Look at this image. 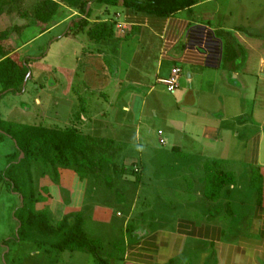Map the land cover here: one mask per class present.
<instances>
[{"label": "crops", "instance_id": "1", "mask_svg": "<svg viewBox=\"0 0 264 264\" xmlns=\"http://www.w3.org/2000/svg\"><path fill=\"white\" fill-rule=\"evenodd\" d=\"M205 1L196 0L192 7L169 17L133 12L122 3L117 6L96 3L94 8L91 3V17H96L94 22H104L107 17H113L130 28L123 49L129 53L133 46V51L124 70L120 68L115 54L108 63L102 51H85L83 47L93 42L87 37L82 38L80 43L78 37L81 32L65 36L70 22L78 14L62 3L49 29L41 32L37 27L29 26L15 35L20 57L32 58L29 62L31 77L22 94L9 92L0 97V119L13 124L37 125L22 120L37 117L32 107L41 104L38 91L56 89L61 85V81L57 80L59 76L62 85H68L66 94L77 90L76 94L72 93L77 98L78 107L77 112L72 114L70 126L78 129L79 125L84 127V123L89 121L92 128H89L91 132L88 135L113 140L120 146L123 158L135 156L138 160L134 170H138L139 174L146 169L143 175H148V169L153 168L146 161L149 156L145 154H150V150L139 145L143 135L141 122L147 114L145 99L153 88L148 87L144 80L152 78L155 83L161 84L160 80L167 78L174 67L185 65L191 69L186 72L187 82L198 84L199 91H192L186 97L190 98L192 108L188 107V111L178 108L184 120L170 121L181 126L184 132L181 143L186 142L184 145L175 143V148L192 153V157L202 163L219 162L223 171L233 174L235 183L226 199L222 200L228 201L230 210L221 208L214 215L207 211L192 214L194 206L185 207L186 212L162 225L153 228L135 226L133 235L129 237L127 228L133 212L126 213L123 209L124 213L116 211L113 214L111 205L106 204L114 203L108 190L99 192L98 188L91 194L86 179L81 180L74 171L64 168L57 170V182L50 175L37 179L38 191L43 194L36 209L48 210L53 223L70 212L81 213L84 230L90 238L113 242V251L106 258L108 264H264V55L260 51L264 49V43L256 30L245 33L242 29L238 30V26L228 30L222 22L217 25L219 28L213 27L210 22L218 12L210 11L202 17L194 14L192 21L183 14L185 10L207 3ZM24 23L15 14H2L0 32L11 25L21 26ZM220 30H225V33L220 34ZM230 33L233 34L231 38ZM233 39L238 43L230 54L225 47ZM241 46L247 52L241 50ZM44 47H47L45 57L40 58L44 55L39 56ZM55 56L64 60L75 57V64H55L52 62ZM149 62L154 63L151 73H147L145 68ZM43 75L45 81H41ZM123 88L125 91L122 92ZM143 89H147L146 94ZM123 94L124 100L121 101L119 98ZM31 99L32 107L29 104ZM118 102H121V118L132 120L134 125L137 117L139 124H136V129L119 123L116 116L110 117V109ZM74 116L78 117L77 125H74ZM97 118L105 122L104 128L94 125ZM100 129L108 131L105 137L100 135ZM157 134L159 139L164 138L168 142L163 131L159 130ZM136 143L137 150L132 149ZM13 152L14 142L10 138L0 142V171L5 168L6 156ZM154 165L161 168V164ZM233 168H247L260 176L255 181L247 177L244 183L253 187V198H242L246 190L238 187L237 173ZM18 205L19 197L7 192L4 184H0V215L5 219L11 217L14 230H17V223L13 219V211ZM123 205L126 206L120 204ZM113 215L122 218L117 228L122 240L117 242L110 237L88 234V221L99 227L103 225L108 231H116L111 222ZM35 253L40 251L35 250ZM68 260L71 257L62 260L61 264H68Z\"/></svg>", "mask_w": 264, "mask_h": 264}, {"label": "rangeland", "instance_id": "2", "mask_svg": "<svg viewBox=\"0 0 264 264\" xmlns=\"http://www.w3.org/2000/svg\"><path fill=\"white\" fill-rule=\"evenodd\" d=\"M36 1L37 0H22L20 4L23 5V8L31 9ZM205 2L207 3L201 4L196 9H190L189 11L185 10L183 14L192 21V16L194 14L202 17L212 11L218 12L215 19L210 22L213 27L219 28L217 25L219 22H222L228 30L234 29V27L237 26L240 27L238 30L242 29L245 33L247 31L253 32L256 30V34H259L258 37L264 43V0H206ZM95 4L96 2L92 3L93 8ZM113 10L114 9H112L111 12ZM77 17H79V14L75 18ZM94 18L96 19V17ZM94 18L90 16L89 25L83 32L80 33V31H76V33H80L78 37L80 43L82 42V38H87L86 31L98 23L94 22ZM104 22L113 28V37L98 43L92 41V45H87L83 48L89 53L95 52L97 49L100 52L102 51L105 60L108 63L113 60L112 56L114 54L117 55L119 58L118 62L120 68L124 70L133 51V46L131 47V52L129 53H125L123 49V43H125L128 39L130 28L128 25H125L124 22H118L113 19V17H107ZM142 30L144 31V29ZM220 31V34L225 33V30ZM232 35L233 34L230 33L229 38H231ZM237 43L235 42V39H233L230 46H233L235 49L237 47ZM82 45L84 44L82 43ZM44 48L45 50L43 49L39 56L44 55L40 58L45 57L47 47ZM240 49L247 52L244 46H241ZM260 51L264 55V49H260ZM74 58L75 57H69L67 60H64V58L60 56H55L52 59V62L55 64L59 63L61 65H64L63 62H67L66 64L68 66H74ZM151 63L152 62H149L145 65L147 73H151L153 71L154 63ZM180 68L183 73L181 74V79L178 82V87L173 93L167 92L164 85L155 83L152 78H150L149 81H146V79L144 80V83L148 85V87L153 86V88L146 95L145 99L147 114H145V117L141 122V134L143 135L141 136L139 145L146 146L147 149L150 150V154L145 155L149 156L146 161L150 162L153 168L148 169V175H143V172L146 169L141 170L142 174L140 173L139 176L135 175L133 170L135 168L134 166H137L138 159L135 156L123 158V156L120 155L119 164L124 167V170L121 175L119 174L115 178V185L118 190H120V193L114 194V191H109L112 194L114 203H107L104 201L107 205H111L110 209L113 214H116V211L122 212L123 209L126 213L132 211L133 214L129 217V221H131L133 226L153 228L157 225H162L167 223V220L175 219L186 212L185 207L194 206L192 214L197 211L198 213H204L207 211L206 208L208 203L204 197L206 185L203 180L206 176V172L204 170L205 163L203 162V164L202 161H199V159H194L192 157V153L180 151L175 148V143H178V145H184L186 142L181 143L182 138H184V132L180 129L181 126L171 124L170 122L171 120L177 122H182V120H184V117L180 114L178 108L182 107V111H188V109L192 108L190 107L192 105L189 100L190 98L186 97H188L187 95L192 94V91H195V93L196 91H199V88H197L198 84L192 85L187 82L186 72L191 69L185 65H182ZM58 77L57 80L58 82L61 81V85H58L56 89L50 91L46 88L44 92H41L40 90L38 91L41 99L40 106L32 107L33 100L31 99V103L29 104L32 108H35L37 117H30L29 119H23L22 121L26 120L32 124H46V126L48 125L49 127L58 126L61 128L70 127V125H72L71 117L72 114L77 112L78 107L77 98H75L72 93L76 94L77 90L74 89L75 92L69 93V95L66 94L69 89L67 87L68 85H62V80ZM45 80L46 78L43 75L41 81ZM64 87H66V89H64ZM123 91H125L124 88L122 89V92ZM33 92H35V90ZM143 93L146 94L147 89H143ZM123 98L124 94L123 96L121 95L119 99L122 101L124 100ZM120 103L121 102L114 104V107L110 109V111L112 110L110 117L115 118L116 116V119H119V123L123 122L126 125H130L127 126L128 128L131 126H134L135 128L136 124H139L137 122V117L134 119V125H132V120H124L121 118L120 113L122 112L119 108ZM106 109L108 110V108ZM41 117L42 119L40 120ZM74 117V125H77L76 120H78V117ZM79 123L83 124L82 121ZM104 123L105 122H103L100 118H97L94 125L104 128ZM84 124V127L79 125L78 130L84 134L90 133L91 129L89 130V128L92 127L89 124V121ZM159 130L163 131L165 136L168 137V142L164 146L159 144V137L157 134ZM110 132L111 130L109 133ZM99 133L105 137L108 131L105 130V132H103L100 129ZM137 145L138 143L134 144L132 149L136 148L137 150ZM154 163L161 164V168L158 167L159 165H154ZM233 169L237 173L236 181L238 183V187L246 190L244 191V197L242 195V198H248L249 196L252 197V195H254L253 192H255L253 187L249 183L248 185H245L244 183L246 182L247 177H249V179L250 177H254L256 175V171H252L247 168ZM34 173L35 180L37 181L41 174V168L36 165L34 167ZM145 176H147V179ZM35 183L37 184V182ZM87 184L88 190L90 191V181H88V179ZM38 190L39 188L37 184V191ZM104 191L107 190L103 187H99V192ZM38 193L40 196L43 194L39 191ZM117 195L121 198L118 199ZM120 204H126V206L124 207L123 205L122 207ZM10 218L11 217H9V219H5L4 216L2 217L0 215V222L3 223H0V264H56V262L61 264L62 260L68 257H71V260H68V264H96L93 256L82 252L61 254L55 253V251H50L47 255H45L43 251H40V253L36 254L35 249H33L29 242L17 243L12 241L16 230L13 229L12 224L10 223ZM51 222H54L52 218ZM111 222L113 223L116 231H108L109 229L105 226L100 225L99 227L90 221L87 223L86 231L92 237L96 234L100 237H110L109 239H113L118 242L122 240L121 233L117 232V228L121 224L122 218L113 215ZM107 241L108 242H106V240L104 242H100L101 246L99 253L104 259L107 258L110 252L113 251V242H110L109 240Z\"/></svg>", "mask_w": 264, "mask_h": 264}, {"label": "trees", "instance_id": "3", "mask_svg": "<svg viewBox=\"0 0 264 264\" xmlns=\"http://www.w3.org/2000/svg\"><path fill=\"white\" fill-rule=\"evenodd\" d=\"M21 2L0 0V16L15 14L17 19L25 22L21 26L11 25L0 32V97L9 92L22 94L23 83L30 72L29 62L32 58L20 57L15 35L29 26H35L41 32L49 29L60 3L79 14L70 22L65 34L68 36L77 34L76 31L83 32L88 27L92 11L89 9L86 13V7L93 2L106 6L122 3L133 12L169 17L192 7L196 0H37L31 9L23 8ZM113 34V28L106 22H98L86 31L87 37L96 43L112 38ZM230 44L226 45V52L233 54L234 48ZM7 137L14 142V152L6 156L5 168L0 171V184H4L7 192L19 197V205L13 211L17 230L12 241L29 242L33 249L46 253H87L93 256L97 264H108V260L100 256V242L86 234L81 213L70 212L53 223L48 210L36 209L41 196L35 183L34 167L37 165L41 168L40 176L50 175L54 181L57 180L59 168L70 169L81 180L90 181L91 194L99 187L118 194L120 190L115 185V178L124 170L119 164L120 146L111 139L84 134L72 126L22 125L0 119V142ZM204 170V197L208 203V213L214 215L221 208L230 210L228 201L222 200L231 192L235 177L231 172L223 171L216 161L206 162ZM133 171L139 176L138 170ZM258 178L260 176L256 173L252 181ZM134 229L133 224L128 226L129 237Z\"/></svg>", "mask_w": 264, "mask_h": 264}, {"label": "built area", "instance_id": "4", "mask_svg": "<svg viewBox=\"0 0 264 264\" xmlns=\"http://www.w3.org/2000/svg\"><path fill=\"white\" fill-rule=\"evenodd\" d=\"M167 45L168 43H166V46ZM181 73L182 69L180 67H174L167 78L160 80V83L166 87L167 92L173 93L177 89ZM159 135H162V132H159ZM159 144L164 146L166 144V140L164 138H160Z\"/></svg>", "mask_w": 264, "mask_h": 264}, {"label": "water", "instance_id": "5", "mask_svg": "<svg viewBox=\"0 0 264 264\" xmlns=\"http://www.w3.org/2000/svg\"><path fill=\"white\" fill-rule=\"evenodd\" d=\"M89 9H90V4H88L87 7H86V13L88 12ZM30 76H31V73L28 72L27 77H26V79H25V81H24V83H23V88L25 87V85H26V83H27V80H28V78H29ZM20 158H22V154H20Z\"/></svg>", "mask_w": 264, "mask_h": 264}]
</instances>
